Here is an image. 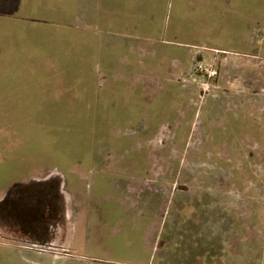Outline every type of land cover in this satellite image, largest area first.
Listing matches in <instances>:
<instances>
[{
  "label": "rangeland",
  "instance_id": "374dc122",
  "mask_svg": "<svg viewBox=\"0 0 264 264\" xmlns=\"http://www.w3.org/2000/svg\"><path fill=\"white\" fill-rule=\"evenodd\" d=\"M167 1L97 0L95 11L98 23L111 16V22L107 24L114 36L122 31L114 27L116 16L125 30H132H127L129 34L138 36L142 34H136L140 31L133 29L134 26L146 25L153 20L157 28H161L169 22L170 17L166 19ZM187 1L190 0H171L172 31L181 22L191 23L195 31L202 29L201 25H195L205 19L202 0H192L189 5ZM40 4L39 0H25L24 7L17 3L10 13L3 9L7 3L0 1V191L15 183L24 185L30 181L37 184L55 177H61L65 185L63 174H66L70 188L78 194L67 195L66 201L70 212L69 235H73V242H65L66 252L61 255L35 247L29 242L30 238L31 241L35 239L24 238L22 233L16 234L14 242L0 235V264H168L166 215L165 218L160 216L158 221L160 226L163 224L161 230L150 222L139 223L136 210L121 206L119 195L111 190L119 186L127 191V188L140 185H158L162 173L167 177L161 184L169 182L172 185L175 180L179 185L200 183L221 186L232 192L231 206L225 203V208L231 211L229 217L239 221L223 259L203 257L200 261V258L190 256L192 253L181 250V253L171 254V264H264V0H255V34H249L250 38H255L244 53L227 49L207 56L205 51L191 46L190 41L181 40L187 43L186 48H180L182 57H187L184 50L194 55L204 52V64L218 72L214 78L196 72L197 59L192 68L155 67L153 78L157 82L154 84L160 87L162 97L167 90L163 78L168 72L181 73L178 79L183 87L191 86L198 92L197 96L202 93L200 97L194 94L193 105L205 101V90L218 96L212 105L237 106L234 101L222 98V93L225 96L239 93V106L242 103L248 106V114L242 118L237 131L230 124L225 125L219 128L223 134L212 138L209 131L205 132L206 127L199 124L193 140L188 139V132L184 136L185 129H178L183 106L185 102L187 104L183 92L172 104L166 105L167 109L160 107L158 100L148 114L153 117L155 128L160 125V114L171 115V129L162 127L154 139L130 137L132 131L117 113L125 112L122 107L129 99L123 98L131 89L127 83L115 81L116 75L111 76L108 63L113 62V58L109 52H114L104 48L100 30L89 26L84 18L85 24L75 25L71 19L73 6L70 0L56 5L57 10L63 11L62 17L27 16L26 12H35L36 8L38 11ZM192 4L196 6L192 8ZM129 21L134 23L129 24ZM158 34L154 32L156 38H159ZM196 36V44L204 43L199 35ZM173 37L171 34L172 40ZM168 39L158 45L159 48H170L171 52V48L179 45L171 44ZM125 69L124 66L119 71L125 73ZM221 69L223 81L219 75ZM47 100L55 102L62 112H94L88 124L91 139L96 133L97 137L103 138L106 132L108 138L111 135L115 138V144L106 153L104 151L105 154L100 152L97 164L93 165L89 160L92 149L87 153L88 158L81 159L68 144L58 146L56 153H49L47 143L38 146L33 140L35 137L30 128L34 113L48 107ZM113 102L121 108H113ZM219 120L221 124L227 121ZM77 131V127H69L63 134L64 140L77 135ZM173 134L176 143L171 145ZM41 148V152H36ZM190 172L202 175L189 183L186 176L191 175ZM131 195L123 196L122 200L127 197L132 201ZM123 219L127 220L121 222ZM144 219L148 218L145 216ZM63 237L66 234L63 233Z\"/></svg>",
  "mask_w": 264,
  "mask_h": 264
},
{
  "label": "crops",
  "instance_id": "0c3cea01",
  "mask_svg": "<svg viewBox=\"0 0 264 264\" xmlns=\"http://www.w3.org/2000/svg\"><path fill=\"white\" fill-rule=\"evenodd\" d=\"M7 3L6 8L11 9L13 5L18 3L24 7L23 2L25 0H0ZM27 1V0H26ZM40 7L35 9V12H26L27 16L42 17H62L63 11L56 9V5L64 0H39ZM71 6H73L72 22L75 25L85 24L83 18L88 21L89 26L96 27L103 37L105 44L104 48L112 55L113 62H109V69H112V77L116 75L115 81L125 82L128 84V88L131 92L127 97H138L140 100L155 99L161 96L158 88L155 86L156 79L154 77L155 67H191L194 61L197 59L199 62L204 63V54L207 56L214 52H222L224 50H231L235 52H243L249 48L255 37H251L249 34H255V0H202L204 8L205 19L202 23H195V25H201L200 31H195L191 28V23H180L175 27L174 31L171 30V0L167 1L166 19L170 17L169 22H166L165 26L157 28V24L151 20L146 25L134 26L133 29L140 31L142 35L129 34L123 24L115 17V29H121L120 33L126 32L124 35L118 33L113 35L109 29L107 22H111V16H106L101 23H98V15L96 14L97 0H70ZM186 1V0H185ZM192 0L187 1V5ZM192 4L191 7H195ZM11 11L12 10H7ZM40 21V20H36ZM114 21V20H113ZM43 22V21H40ZM139 22V21H138ZM44 23V22H43ZM134 23V22H133ZM129 21V24H133ZM103 27V28H102ZM96 30V29H95ZM96 30V31H97ZM132 32V30H128ZM154 32H158L159 38H156ZM171 34L174 35L173 40ZM183 34V36L181 35ZM227 34V38L225 35ZM199 35L204 43L196 44ZM170 36V37H169ZM171 44L178 43L176 48H164L158 44H164L166 39ZM183 41H190V45L194 46L202 52L199 55L188 53L186 50V56L182 57V51L180 48H186L187 43ZM252 40V41H251ZM144 42V44H141ZM194 55V56H193ZM222 56V55H221ZM134 57V59H133ZM223 57V56H222ZM221 58V57H219ZM222 59V58H221ZM222 63H220L221 65ZM115 65V66H114ZM126 67V72L119 71L122 67ZM146 68V69H145ZM108 72V69H106ZM146 70V71H145ZM119 71V72H118ZM192 71V70H190ZM222 71V69H221ZM114 74V75H113ZM193 74V73H192ZM180 74L170 73L163 78L165 84L163 85L167 90L171 98H176L182 92L185 98H187V104L183 106L182 117L179 119L178 129H185L184 136L189 140H193L194 134L197 132V126L199 124L206 127V131H209L212 138L215 135L223 134L219 128L225 125H231V128L237 131L238 126L242 123V118H245L248 114V106H244L242 103L239 106V100L241 95L237 93L231 96H225L222 93V98H228L231 101L237 103V106H215L212 103L215 102V96L210 92L204 93L206 96L205 101L197 102L196 105L192 104L191 98L198 92L193 90L191 86L185 88L182 86L181 81L178 79ZM190 76V75H189ZM170 84V85H169ZM183 87V88H182ZM184 89V90H183ZM183 90V91H182ZM164 93V94H165ZM216 94V93H215ZM238 94L240 96H238ZM202 95L199 94L197 97ZM246 98V97H244ZM190 100V101H189ZM174 101V100H172ZM172 104V102H171ZM180 113V112H176ZM233 115V116H232ZM226 117V118H224ZM219 119H226L224 124ZM153 120L147 127L155 128ZM166 124V125H165ZM214 124V125H213ZM169 126L171 129V115L168 123L164 122L161 127H158L160 131L162 127ZM157 131V130H156ZM172 133H175V131ZM145 138H157L158 133H152ZM174 136V142L176 143V136ZM202 142V141H201ZM186 178L194 180L200 178L202 175L196 176L190 172ZM167 176L163 173L159 175L157 182H163ZM193 179H190V178ZM169 178V177H168ZM171 179V178H169ZM168 181V180H167ZM171 182V181H170ZM158 185H140L132 189L127 188L124 191L119 186L118 189L114 187L111 190L115 191V195H119L118 198L121 206H125L126 209L136 210V221L139 223L150 222L149 224H155L156 228L162 229L163 224L159 225L160 216L167 217L166 229L168 254L166 261L171 264V254L181 253V250L185 253H192V257L203 259V257H210L213 260L223 259L224 251L230 248L231 239L235 232V226L238 225V220L229 217L231 211L225 208V203L230 204L233 201L231 199L232 192L224 190L221 186H208L200 184L196 186L179 185L174 180L173 184H161ZM132 194V201L128 200V195ZM127 195L126 200L123 196ZM231 195V196H230ZM229 201H226V199ZM112 204V203H111ZM106 206V205H103ZM228 206V208L230 207ZM227 210V211H225ZM148 219H144V217ZM123 219L122 221H126ZM158 230V231H159ZM75 231V227L72 232ZM73 236V235H72ZM72 236L69 238L68 243L73 242ZM211 263V261H208ZM219 263V261H218ZM48 264V263H45Z\"/></svg>",
  "mask_w": 264,
  "mask_h": 264
},
{
  "label": "flooded vegetation",
  "instance_id": "af4514ba",
  "mask_svg": "<svg viewBox=\"0 0 264 264\" xmlns=\"http://www.w3.org/2000/svg\"><path fill=\"white\" fill-rule=\"evenodd\" d=\"M147 139L152 138H144ZM63 177L65 185L61 177H55L37 184L30 181L24 185L15 183L0 191V235L14 242L16 234L22 233L24 238L35 239L29 241L35 247L61 255L65 253V242L71 231L67 195L78 194L70 188L67 175L63 174Z\"/></svg>",
  "mask_w": 264,
  "mask_h": 264
},
{
  "label": "trees",
  "instance_id": "16d2710c",
  "mask_svg": "<svg viewBox=\"0 0 264 264\" xmlns=\"http://www.w3.org/2000/svg\"><path fill=\"white\" fill-rule=\"evenodd\" d=\"M3 9L4 11L12 10L8 8ZM1 11L3 10L1 9ZM225 38H227V34L225 35ZM222 72L223 71H219V75L220 79L223 81L222 78L224 75ZM53 87L54 86L50 87V90ZM96 98L99 99V97ZM161 98H164L162 102ZM123 99H129L127 105L125 107H122L125 112H119L117 114L122 115L121 120H124V125L128 126V130L130 132L132 131L131 133H129V136L135 137L137 138V140H141L145 137H148L147 135L158 133V127H161V125L164 122L166 123L170 118V115L166 113L160 114V117L158 118L160 125L157 128L153 129L147 127L148 124H150L153 120V117H150L148 115L151 112V108L154 107L159 100L160 107H164L165 109H167L168 107L166 105L168 103H171L172 100H175L176 98H171L169 93L166 92L164 97L160 96L159 98H155L154 100L146 98L144 100H140L134 95L133 97H126ZM162 103H164L165 106H163ZM112 105V107L115 109L121 108L116 102H113ZM47 106L48 107H43L42 109H40V113L39 111L37 113H34V123L30 128V132L34 135L35 138L33 140L38 144V146H42L44 145V143H47V151L49 153H56L55 151L58 146H61L62 144H68V146L72 148L74 154L83 159L87 156L89 150L92 149L90 151V155L88 156L89 160H92L94 165L99 161L97 157L100 155V152L104 153L105 151L106 153L107 149L111 148L115 144V138H113L112 135L111 138H108L109 134L107 132L103 138L102 136L97 137L96 133V136L91 139V130L88 129V124L91 123L94 112L90 114L62 112L59 108H57L55 102H51L49 100H47ZM137 112L139 113L136 114ZM69 127H77L79 131L76 132L77 135L72 136L68 140H64L63 134L66 131H69ZM120 140L123 141L124 139L122 138ZM41 151L42 148L36 152Z\"/></svg>",
  "mask_w": 264,
  "mask_h": 264
},
{
  "label": "built area",
  "instance_id": "2783aa9c",
  "mask_svg": "<svg viewBox=\"0 0 264 264\" xmlns=\"http://www.w3.org/2000/svg\"><path fill=\"white\" fill-rule=\"evenodd\" d=\"M196 72L198 74H205L209 79L214 78L217 76L218 72L214 70L213 67L209 68L207 65H205L203 62H199L196 67ZM207 91L204 90V93Z\"/></svg>",
  "mask_w": 264,
  "mask_h": 264
}]
</instances>
